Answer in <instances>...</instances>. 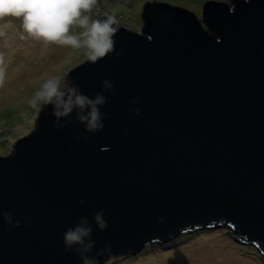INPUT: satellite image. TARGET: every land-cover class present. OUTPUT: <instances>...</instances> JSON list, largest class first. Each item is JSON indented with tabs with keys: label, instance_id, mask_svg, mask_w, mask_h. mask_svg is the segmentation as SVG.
I'll return each instance as SVG.
<instances>
[{
	"label": "water",
	"instance_id": "1",
	"mask_svg": "<svg viewBox=\"0 0 264 264\" xmlns=\"http://www.w3.org/2000/svg\"><path fill=\"white\" fill-rule=\"evenodd\" d=\"M201 13L147 0L139 30L121 25L115 51L67 71L108 97V118L88 133L73 111L60 129L48 105L0 155V264H82L63 243L81 217L99 264L198 227H229L264 257V0H205Z\"/></svg>",
	"mask_w": 264,
	"mask_h": 264
},
{
	"label": "rangeland",
	"instance_id": "2",
	"mask_svg": "<svg viewBox=\"0 0 264 264\" xmlns=\"http://www.w3.org/2000/svg\"><path fill=\"white\" fill-rule=\"evenodd\" d=\"M115 1V2H113ZM147 0H99L109 12L136 30L140 29V12ZM159 1V0H156ZM194 11L202 20L205 0H163ZM230 1V0H226ZM91 15H101L96 7ZM104 12V10H102ZM0 57L5 80L0 85V155H8L17 139L33 128L39 111L28 101L48 78L65 75L69 69L87 59L86 50L46 44L27 36L21 20H0ZM63 86V81L62 85ZM229 227H201L183 231L179 238L152 241L146 249H137L108 258L103 264H264L261 250L254 244H241L231 236ZM186 233H190L186 236ZM146 246V245H145Z\"/></svg>",
	"mask_w": 264,
	"mask_h": 264
},
{
	"label": "clouds",
	"instance_id": "3",
	"mask_svg": "<svg viewBox=\"0 0 264 264\" xmlns=\"http://www.w3.org/2000/svg\"><path fill=\"white\" fill-rule=\"evenodd\" d=\"M97 4L104 12L97 16L91 15ZM105 14L104 18L96 19ZM6 17L20 19L23 32L30 38L46 44L86 50L87 60L91 63H96L115 51L114 37L120 24L128 22L112 15L98 0H0V20ZM2 65L3 58L0 57V85L5 80ZM101 83L105 90L114 89V85L107 79ZM138 99L139 97L134 98L133 103ZM107 102L108 97L104 94L97 93L94 97H89L81 93L79 85L64 80L61 76H53L44 81L28 101L37 111L51 105L52 114L60 129L71 122L68 118L75 111L76 119L85 125L88 133L104 128L103 119L108 118V114L103 113L101 107ZM134 112L139 114V109H134ZM62 119L64 122L60 123ZM79 203L84 204V201ZM3 216L13 227L20 226V221H13L10 212H5ZM92 219L99 230L103 231L108 227L103 211L94 213ZM28 223L32 221L29 220ZM63 243L65 251H75L82 264H99L97 256L88 255L96 241L92 239V227L87 217H81L78 223L64 232ZM110 247V243H107L100 252Z\"/></svg>",
	"mask_w": 264,
	"mask_h": 264
},
{
	"label": "trees",
	"instance_id": "4",
	"mask_svg": "<svg viewBox=\"0 0 264 264\" xmlns=\"http://www.w3.org/2000/svg\"><path fill=\"white\" fill-rule=\"evenodd\" d=\"M98 1H99V0H98ZM101 1H102V0H101ZM113 2H115V1H113ZM103 7H105V6H103ZM116 16H118V15H116ZM74 31H76V30H74ZM0 37H1V33H0ZM181 234H182V233H181ZM181 234H180V235H181ZM189 234H190V233H186L185 235H186V236H189ZM180 235H179V236H177L176 238H179V237H180ZM190 235H191V234H190ZM241 244H243V245H245V244H246V246H247V245L249 246V244H248V243H241ZM148 245H149V244H147V245H146V246H144L143 248H144V249H146V248L148 247ZM128 254H130V253H128Z\"/></svg>",
	"mask_w": 264,
	"mask_h": 264
},
{
	"label": "built area",
	"instance_id": "5",
	"mask_svg": "<svg viewBox=\"0 0 264 264\" xmlns=\"http://www.w3.org/2000/svg\"><path fill=\"white\" fill-rule=\"evenodd\" d=\"M96 7H98L99 8V11H100V13H102V9H101V7L97 4V6ZM96 7H95V10H94V12H96ZM96 15V14H95Z\"/></svg>",
	"mask_w": 264,
	"mask_h": 264
}]
</instances>
